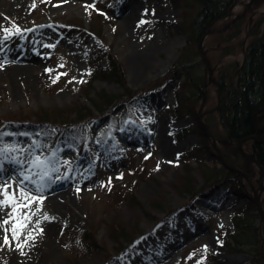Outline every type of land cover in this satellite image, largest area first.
<instances>
[{
  "label": "rangeland",
  "instance_id": "rangeland-1",
  "mask_svg": "<svg viewBox=\"0 0 264 264\" xmlns=\"http://www.w3.org/2000/svg\"><path fill=\"white\" fill-rule=\"evenodd\" d=\"M26 1V8L11 2L9 9L7 5L0 10V37L3 28L15 25L21 30V34H14V41L0 43V55L13 51L19 56L39 52L44 66L42 72L17 73L10 70L8 62L0 60V132L7 133L0 137V144L25 149L0 157V186L8 183L10 192L18 193L23 187L32 195L43 196L42 211L32 216L25 235L37 221L43 233L29 241L23 250L25 254L21 255L16 241H12L11 247L3 244L4 228L10 225L0 227V264H127L130 258H134L131 264H196L207 254L219 264H252L250 245L231 248L226 231L233 232V220L239 219L249 223L251 233L255 232L258 238L263 236L264 228L251 204L259 193V169L254 163L245 159L250 170L247 173L240 170L245 178L241 177L239 182L249 202L234 197L227 187L218 190L210 200L196 197L189 202L171 185L183 172V153L192 151L186 156L192 167L196 166L195 156H208L192 133L191 114L194 112L205 121L204 116L213 110L218 98L213 72L220 62L241 58L238 50L234 57L220 58L218 48L227 44L217 42V36L211 34L227 31L245 14L250 16L248 23L260 17L264 14V0H237L228 16L209 30L205 37L208 43L199 45L205 58V84L201 98L195 99L194 111L189 105L194 98L180 82L174 86L182 101L174 111V91L169 83L163 93L153 91L126 109L119 104L107 114H96L97 118L85 130L64 133L59 140L53 131H7L15 123L5 120L13 119L19 112L66 108L77 102L89 106L88 96L100 89L120 92L117 82L108 76L94 77L93 91L85 87L91 67L97 71L109 69L101 54L102 46L116 59L126 84L133 90L141 89L165 73L176 60L184 45V35L174 26L180 24L179 28H183L189 14H182L183 4L173 5L169 0H70L69 5H64L63 0ZM118 3L130 8L125 12L131 15L134 10L127 32H123L124 11ZM89 5L94 7H86ZM142 19L148 23L138 26ZM7 20L12 24L7 25ZM79 21L83 27L80 30L71 25ZM164 22H172L174 26ZM91 25L97 27L100 39L88 34ZM36 29L39 30L32 34ZM12 45L16 50L12 51ZM143 48L149 53L142 60L138 53ZM137 57L143 61L141 69H137ZM57 73L67 75H61L53 83ZM88 90L90 93L86 95ZM263 113L264 110L258 116ZM256 127L262 129L264 123ZM123 129L130 131L135 141L119 138L118 131ZM261 137L264 139V134ZM208 138L219 152L235 148L224 137L221 141L214 137L212 140L210 135ZM241 149L250 154L244 145ZM34 156L47 159L46 168H34L31 163ZM11 165L16 168L13 172ZM44 171L47 176H42ZM142 171L145 175H140ZM23 175H31L35 183L20 184ZM38 185H42V192L35 190ZM67 190L70 199L64 196ZM127 191H131L138 204L130 203L129 199L122 201ZM52 194H59L56 204L49 200ZM262 195L263 191L260 202ZM152 199L158 207H153ZM36 207L33 204L31 210L24 211H35ZM11 212V207H0V224L9 219ZM44 214L50 219L43 220ZM131 229L135 231L131 242L115 241L122 234L120 230L125 233ZM8 235L11 240V233ZM23 241L24 235L19 242ZM118 243L123 251L115 255ZM170 245L174 249L167 252ZM205 245L207 253L203 252Z\"/></svg>",
  "mask_w": 264,
  "mask_h": 264
},
{
  "label": "trees",
  "instance_id": "trees-1",
  "mask_svg": "<svg viewBox=\"0 0 264 264\" xmlns=\"http://www.w3.org/2000/svg\"><path fill=\"white\" fill-rule=\"evenodd\" d=\"M169 1L177 6L183 4V7H180L184 11H182V14L188 13L189 18L181 29L179 28L181 27L180 24L174 26V24H171L172 22H164L166 25H173L174 29L179 30L184 35V45L176 60L165 73L141 89L133 90L123 79L116 59L102 46L103 51L101 50V54L107 59L109 69L97 71L91 67V76L86 80L85 87L93 91L91 87L92 79L99 76H108L117 82L120 92H106L104 89L93 91V95L88 96L89 106L77 102L66 108L42 109L27 113L19 112L13 119L5 120L15 123L14 126H11V129L53 131L59 140L60 135L63 133L81 132L86 129L88 123L97 118L96 114L109 113L119 104L128 106L136 103L138 99L145 97L150 91L163 92L164 85L169 83L173 86L175 104L172 108L176 111L177 106L182 101L177 87L174 86L178 82L184 84L190 90V96L194 99L189 105L194 111L195 99L201 98L205 84V73L203 72L205 70L203 66L205 60L202 58L199 49L200 42L203 38V42L208 43L205 38L207 32L228 16L230 8L237 0ZM249 17L246 14L240 16L229 26L227 31L221 34H211V36H217V42L221 41L227 44L218 48L220 58L236 56L235 50L241 53L239 60L233 59L220 62L217 71L212 74L213 81L217 85L218 98L213 110L208 112L207 116H204V123L209 134L219 139V141L224 137L226 140L230 138L233 143H236L238 140L251 135L258 134L262 136L264 134L256 131L254 127L255 116L264 110V14L255 20H250L248 23ZM71 25L79 30L83 29L81 21L77 24L71 22ZM87 32L89 35L99 38V31L94 25L89 26ZM201 68L203 73H201ZM90 90L86 92V95L90 93ZM191 115L194 118L192 133L199 138L201 145L206 148L208 156H205V154L195 156L196 166L192 167L186 161V156L191 154L192 151L183 153V172L177 176L175 182L171 185L172 189L190 202L196 197L210 200L215 197L218 190L227 187L236 198L246 199L249 202L247 195L244 194L245 190L239 182L240 176L234 169L247 173L250 170V164L239 156L235 148L229 151H220L225 164L221 162L195 113L193 112ZM226 143L231 144L227 141ZM243 145L247 152L255 156L264 170V141L252 139L245 141ZM143 173L145 175L144 171L140 175ZM250 174L251 172L248 173V176ZM123 195L125 198L122 201L129 199L130 203L138 204L131 191H127ZM157 201L161 203V200L157 199ZM151 202L153 207H158L155 199H152ZM261 206L264 211V182ZM119 224L121 223L117 222L120 227ZM232 225L233 232L226 231L227 238L230 239L227 244L232 248L234 245L247 243L252 249V264H264V251H262L264 231L263 236L258 238L255 232L251 233L253 230L249 223L234 219ZM121 230L122 234L119 235L120 237H115V241L123 239L131 242L135 231L131 229L124 233ZM122 251V244L118 243L114 248V254L117 255ZM111 260L110 258L108 262H111ZM204 264L219 263L214 261L212 255L207 254L204 258Z\"/></svg>",
  "mask_w": 264,
  "mask_h": 264
},
{
  "label": "snow or ice",
  "instance_id": "snow-or-ice-1",
  "mask_svg": "<svg viewBox=\"0 0 264 264\" xmlns=\"http://www.w3.org/2000/svg\"><path fill=\"white\" fill-rule=\"evenodd\" d=\"M32 7H35V3H33ZM86 7H94L93 5H89ZM148 23V21L140 20L138 22V26ZM3 36L0 37V43H3V41H6L11 38L14 34H21V30L18 26L13 25L12 28H3ZM2 66V65H0ZM63 67V64L61 65ZM47 71L51 72L52 69H48ZM91 74V73H88ZM61 75H67V73H57L56 77L53 79V83H56ZM83 83L84 81H80ZM4 135H7V133L0 132V137H3ZM23 152L25 149L22 148H16L15 146L9 148L7 145L0 144V157H4L9 152ZM55 156V153H53V157ZM145 159H148V157H145ZM19 163H23L22 161H18ZM32 166L34 168H46L48 160H41L39 156H34L33 160L31 161ZM64 163H68L65 161ZM171 163V162H170ZM57 169H53V171H56ZM158 170V169H157ZM48 172L44 171L42 176H47ZM122 178V177H118ZM13 179H15L13 177ZM24 181H29L30 183H35L32 181L31 175H23V178L21 181H19L20 184H23ZM109 183H111V180H109ZM9 188H11V185L8 183H5L3 186H0V196L3 197V199H0V207H11L12 212L9 214V219L4 220L2 224H0V227L4 225H10V227L4 228V238H3V244L5 246L11 247L12 241H16V249L20 251L21 255H24V248L28 246L29 241H34L36 238V235H40L43 233V229L40 228L39 224L40 222L37 221L35 227L28 231L25 235V229L28 228V225L32 222L31 218L32 216L39 215L42 211V204H43V196L42 195H32L31 191H26L25 188L21 187L19 189V192H10ZM37 192H42V185H38L35 189ZM37 205L35 211H24V209L31 210L32 205ZM49 216L47 214L43 215V220H49ZM54 219V218H53ZM9 233H11V240L9 239ZM35 233V234H34ZM24 235V241L20 243L21 236ZM219 243V241H218ZM208 247L205 245L203 247V252L207 253ZM191 258V257H190ZM196 264H204V259H200L196 262Z\"/></svg>",
  "mask_w": 264,
  "mask_h": 264
},
{
  "label": "bare ground",
  "instance_id": "bare-ground-1",
  "mask_svg": "<svg viewBox=\"0 0 264 264\" xmlns=\"http://www.w3.org/2000/svg\"><path fill=\"white\" fill-rule=\"evenodd\" d=\"M251 0H249L248 2H250ZM18 7H21V8H26L27 7V1L26 0H11V1H8V0H0V10H2L1 8H6V6L8 5V8H10V4L12 3ZM63 3L65 5V3H67V5L69 4H72L71 1L69 0V2L67 0H63ZM119 5V8L120 10L123 9L124 11V16H122L123 18V23H124V26H123V32H127L128 31V27H129V24L130 22H132V17H133V12L134 10H131L132 11V15H131V12H125V10H129L130 8H126V7H123L122 4L118 3ZM71 6V5H70ZM6 9V10H7ZM13 10H18L16 8H14ZM9 11V10H8ZM55 9L52 10V12H54ZM122 11V12H123ZM5 13V12H4ZM7 25L8 24H12L10 20H7ZM37 30L39 29H36L35 31H33L32 34H36L35 32H37ZM1 36H3V33H1ZM14 38H15V35L12 36L10 39L6 40V41H3V45L6 44L8 41L12 40L14 41ZM28 49L30 48L29 46L27 47ZM16 50V47L14 45H12V51L13 50ZM31 51V50H29ZM148 49L147 48H143L141 49V51L138 53L139 57L143 60V59H147L148 58ZM137 57L138 59V67L137 69H141L142 68V63L143 61ZM0 60L1 61H6L9 63L8 67L10 68V70L14 71V72H17V73H21V72H37V71H40L42 72V69H43V66H44V62H43V59H42V56L39 52L37 53H33L32 51L30 52V54H27L25 56V54H22V56H19L18 53H16L15 51L13 52H10L9 54H5V55H0ZM0 61V62H1ZM152 133H154V131H152ZM118 136L119 138L123 139L124 141L126 142H133L135 141V138L132 136V133L130 131H127L125 129L123 130H120L118 131ZM253 136V135H251ZM252 139H255V138H252ZM255 140H258V141H264V139H255ZM11 168V171L13 172L12 169H16L14 166H10ZM89 183V182H87ZM69 190H67V192H65L64 196L67 197L68 199L71 198V194L68 193ZM59 194H52L50 197H49V200L51 203L53 204H56V200L60 199V197L58 196ZM174 249V247H172L171 245L168 247V250L167 252H170ZM166 253V252H164ZM132 261H134V258H130L128 259L127 261V264H131L133 263Z\"/></svg>",
  "mask_w": 264,
  "mask_h": 264
},
{
  "label": "water",
  "instance_id": "water-1",
  "mask_svg": "<svg viewBox=\"0 0 264 264\" xmlns=\"http://www.w3.org/2000/svg\"><path fill=\"white\" fill-rule=\"evenodd\" d=\"M204 99H205V98H204V96H203L202 104H203V102H204ZM202 104H201V105H202ZM263 120H264V113L261 114V115H259V116H255V118H254V126H255L256 129H257L256 125L260 124ZM202 126H203L204 131L207 132L205 126H204V125H202ZM261 130L264 131V127H263V129H261ZM252 138H258L259 140L261 139V137L258 136V135H253V136H249V137H246V138L240 139V140H238L237 143H236V151L238 152V154H239L242 158L246 159L247 161H250V162L254 163V164L257 166V168L259 169V178H258V190H259V193H258V195H257V199L254 200V204H255L256 211H257L258 216H259V220H260V222L262 223V225L264 226V212H263V209H262V207H261V203H260V194H261V192L263 191V186L261 185V181H263V179H264V170H263V168L259 165L257 159H256L253 155H251V154H246V153L243 152V150L241 149V145H242L245 141L250 140V139H252ZM214 147L216 148V145H215V144H214ZM219 156H220V155H219ZM220 159H221L222 162H223V158H222L221 156H220ZM234 170H235V172H237L239 175L245 177V175H244L242 172H240L239 170H237V169H234Z\"/></svg>",
  "mask_w": 264,
  "mask_h": 264
}]
</instances>
